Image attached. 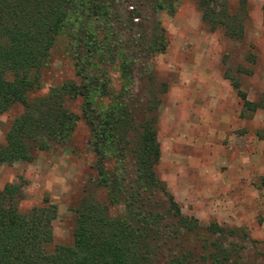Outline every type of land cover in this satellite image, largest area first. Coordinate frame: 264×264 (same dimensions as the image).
I'll list each match as a JSON object with an SVG mask.
<instances>
[{
	"label": "trees",
	"instance_id": "1",
	"mask_svg": "<svg viewBox=\"0 0 264 264\" xmlns=\"http://www.w3.org/2000/svg\"><path fill=\"white\" fill-rule=\"evenodd\" d=\"M197 1L204 23L223 27L227 36L241 35V21L224 5L216 10L215 0ZM174 3L0 0V113L14 104L23 108L4 134L0 165L29 162L33 151L66 143L81 120L94 186L104 191L102 202L81 198L71 244L49 250L55 207L45 201L21 213L20 187L4 184L0 264H241L239 256L231 258L237 246L226 241L233 230L214 223L201 230L196 219L180 213L154 172L160 151L151 61L167 44L159 14L171 15ZM59 37L76 80L30 97ZM237 96L249 112L264 109L262 99L251 103L239 91ZM66 99L79 100L78 115L65 107ZM112 207L120 211L111 214Z\"/></svg>",
	"mask_w": 264,
	"mask_h": 264
},
{
	"label": "rangeland",
	"instance_id": "2",
	"mask_svg": "<svg viewBox=\"0 0 264 264\" xmlns=\"http://www.w3.org/2000/svg\"><path fill=\"white\" fill-rule=\"evenodd\" d=\"M174 2L171 15L159 14L167 44L151 61L160 151L155 175L180 213L196 219L201 230L211 223L233 230L226 239L237 246L232 259L264 264V109L249 112L237 96L239 91L248 102L264 100V0H215L216 10L222 4L241 21L240 36L204 23L197 0ZM63 43L61 37L55 41L38 71L40 87L30 97L76 80ZM79 104L78 99L65 100L76 115ZM22 111L14 104L0 113V145ZM87 138L79 120L66 143L33 151L29 162L0 165V189L9 183L22 191L19 212L45 201L55 207L49 250L71 244L74 209L81 198L104 201V191L94 186ZM109 211L115 214L120 207Z\"/></svg>",
	"mask_w": 264,
	"mask_h": 264
}]
</instances>
